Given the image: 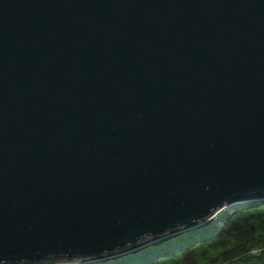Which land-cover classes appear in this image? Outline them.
<instances>
[{
  "label": "water",
  "instance_id": "95a60500",
  "mask_svg": "<svg viewBox=\"0 0 264 264\" xmlns=\"http://www.w3.org/2000/svg\"><path fill=\"white\" fill-rule=\"evenodd\" d=\"M253 199L264 0H0V264L116 257Z\"/></svg>",
  "mask_w": 264,
  "mask_h": 264
},
{
  "label": "trees",
  "instance_id": "16d2710c",
  "mask_svg": "<svg viewBox=\"0 0 264 264\" xmlns=\"http://www.w3.org/2000/svg\"><path fill=\"white\" fill-rule=\"evenodd\" d=\"M82 264H264V199L140 249Z\"/></svg>",
  "mask_w": 264,
  "mask_h": 264
},
{
  "label": "bare ground",
  "instance_id": "6f19581e",
  "mask_svg": "<svg viewBox=\"0 0 264 264\" xmlns=\"http://www.w3.org/2000/svg\"><path fill=\"white\" fill-rule=\"evenodd\" d=\"M250 200H244V201H241L242 203H247L249 202ZM255 201V199L251 200V202Z\"/></svg>",
  "mask_w": 264,
  "mask_h": 264
}]
</instances>
